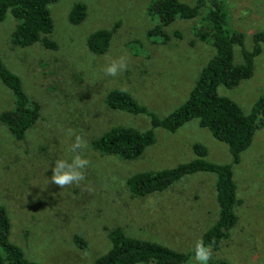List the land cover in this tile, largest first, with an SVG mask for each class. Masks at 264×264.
<instances>
[{
    "label": "rangeland",
    "instance_id": "obj_1",
    "mask_svg": "<svg viewBox=\"0 0 264 264\" xmlns=\"http://www.w3.org/2000/svg\"><path fill=\"white\" fill-rule=\"evenodd\" d=\"M151 0H56L48 4L55 49L39 43L11 47L8 36L13 20L0 22V58L16 73L37 117L21 140H15L0 123V205L7 212L8 239L24 256L40 264H90L109 248L107 231L119 226L131 237L147 239L178 251H188L217 215L214 175H185L162 191L132 195L125 179L130 174L170 168L195 157L191 144L206 147L204 159L227 163L224 143L191 119L174 132L154 128V142L133 160L102 154L90 146L92 138L112 125L144 130L147 116L110 109L105 93L114 87L127 91L139 104L158 116L182 102L196 75L212 54L211 45L195 36L199 17L176 18L165 27L167 40L146 36L158 22L146 7ZM192 5L195 0H180ZM228 24L251 47L254 31H264V0H222ZM74 2L85 15L70 23L67 12ZM108 29L110 41L103 53L90 52L86 37ZM177 31V34L175 32ZM124 57L127 70L108 76L105 66ZM233 61L241 62L238 46ZM253 72L236 86L217 87L247 112L264 90V46L254 58ZM11 94L0 82V111L12 107ZM71 130V134H70ZM76 135L88 142L81 151L90 164L86 179L61 189L50 181L57 159H70ZM237 203L235 224L228 237L212 250L211 262L264 264V126H258L249 146L232 165ZM77 234L84 248L72 242ZM137 264H156L153 262ZM178 264H194L193 258Z\"/></svg>",
    "mask_w": 264,
    "mask_h": 264
},
{
    "label": "trees",
    "instance_id": "obj_2",
    "mask_svg": "<svg viewBox=\"0 0 264 264\" xmlns=\"http://www.w3.org/2000/svg\"><path fill=\"white\" fill-rule=\"evenodd\" d=\"M54 1L56 0H0V22L7 15L13 20L8 44L11 47H26L39 43L45 49H55L56 43L50 37L53 25L48 10V4ZM146 10L148 14H155L158 19L148 29L146 36H159L164 41L169 38L165 27L176 18L199 17L201 27L195 32V36L211 45L212 54L199 69L184 100L164 116L148 110L122 88L109 89L103 97L108 108L143 114L147 116L150 126L138 130L121 124L112 125L92 138L90 146L102 154L133 160L154 142V128L174 132L189 120L196 119L199 126L208 129L216 140L226 145L229 154L227 163L204 159L206 147L193 142V159L170 168L132 173L126 177L125 185L132 195L142 196L162 191L185 175L212 173L217 215L214 222L201 233L200 240L214 250L221 240L228 237L229 229L237 219L234 212L237 199L232 165L238 163L240 153L251 143L256 128L264 126V90L256 97L249 110L244 112L235 101L218 94L217 87L231 88L251 76L254 58L261 54L264 46V31H254L251 35V47L245 48L242 33L228 24L222 0H195L192 5L180 0H151ZM84 15L83 4L74 2L66 17L70 23L76 24ZM110 36V30L99 29L86 37L85 44L90 52L100 54L106 50ZM234 46L239 47L240 63L233 61ZM0 82L12 97V107L0 111V123L5 125L15 140H21L37 117V107L28 99L19 76L1 58ZM9 228L7 212L0 205V264H40L26 258L22 250L9 241ZM106 236L110 243L108 250L90 264H178L194 257L195 247L184 252L174 250L154 241L128 236L119 226L111 227ZM72 242L79 248L85 246V241L77 234L72 235ZM209 264L235 263L216 259L209 261Z\"/></svg>",
    "mask_w": 264,
    "mask_h": 264
},
{
    "label": "clouds",
    "instance_id": "obj_3",
    "mask_svg": "<svg viewBox=\"0 0 264 264\" xmlns=\"http://www.w3.org/2000/svg\"><path fill=\"white\" fill-rule=\"evenodd\" d=\"M127 70V62L124 57L118 60H112L108 63L104 72L108 76L115 77L122 71ZM71 134V130H70ZM88 148V142L81 135H76L70 151L74 155L70 159H57L51 167L50 181L61 189L71 185H79L86 179L85 170L90 161L81 155V151ZM194 264H209L212 258V249L210 245L204 244L202 240L198 241L194 248Z\"/></svg>",
    "mask_w": 264,
    "mask_h": 264
}]
</instances>
